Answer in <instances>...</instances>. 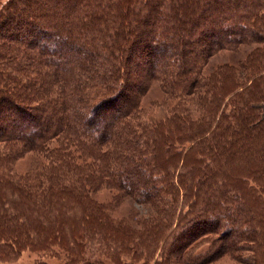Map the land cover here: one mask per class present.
Masks as SVG:
<instances>
[{
	"label": "trees",
	"instance_id": "16d2710c",
	"mask_svg": "<svg viewBox=\"0 0 264 264\" xmlns=\"http://www.w3.org/2000/svg\"><path fill=\"white\" fill-rule=\"evenodd\" d=\"M22 1L0 0V264H264V0Z\"/></svg>",
	"mask_w": 264,
	"mask_h": 264
},
{
	"label": "rangeland",
	"instance_id": "374dc122",
	"mask_svg": "<svg viewBox=\"0 0 264 264\" xmlns=\"http://www.w3.org/2000/svg\"><path fill=\"white\" fill-rule=\"evenodd\" d=\"M24 1L19 2V7L23 6L21 4L24 5ZM38 2L41 0H37ZM43 4V3H42ZM26 5H24L25 7ZM47 7H43L42 9L40 8V10H42L43 12H46ZM47 13V12H46ZM3 29V27L1 28ZM22 42H24V40H21ZM261 46H263V44H261ZM244 49V47L242 48ZM245 52L239 51V52H235V53H230V52H220L217 53L215 56H213L211 58L210 64L209 66H215L218 63L221 62H234L238 59H242L244 56ZM59 61L62 59H58ZM128 70H129V78H131L132 80H134V86L139 87L141 84V75H143L144 70L143 68L141 69L140 66H133V64H129L127 65ZM207 70H209V67H207ZM140 75V76H139ZM23 76H25V74L23 73ZM163 92L161 91V87L158 85V82L154 81L149 83L148 88L146 89V91L141 95L140 97V105L142 107L143 113L144 115H146L147 117H149L148 113H153L154 116L156 115L157 111H156V106L154 104H152L154 102L155 99H159V98H163ZM39 104V103H38ZM263 110H264V105L262 106ZM39 109V108H38ZM37 112V111H36ZM39 114H41V112H38ZM48 115V114H47ZM39 123H41L43 126L47 125V121L46 120H42V122L39 120ZM36 158V155H34V153H28L27 155H25L22 159L17 160L14 163L15 169L16 171L20 172V173H24V172H28L29 169L32 168L33 165H35L34 163V159ZM148 183V181H147ZM132 187H140L141 184H133L131 183ZM151 185V184H149ZM116 193L115 189H110V190H103L100 193L95 194V198L100 201L101 203H107L110 202L112 196ZM183 199V198H182ZM240 199V198H239ZM118 202V212L119 213H126L127 211L130 212L131 210H135L137 212H145L146 207H141V205L134 203V201L131 198H128L126 196H120ZM132 207V208H131ZM241 208H243V206H241ZM151 210V208H150ZM152 214V211L150 212ZM225 221V219H220V221ZM231 220V219H230ZM232 222L234 221V218L232 220ZM223 222H220L219 225H215L214 227H212L214 230H216V232L218 231L220 233L221 230H223L221 224ZM131 226H136V224L134 222H131ZM137 227V226H136ZM228 235V234H227ZM231 234L229 233L228 236H230ZM226 237V236H225ZM224 237V238H225ZM223 237H221L222 240H225ZM204 246V245H203ZM200 247V246H199ZM196 248V251H198L200 248ZM173 250V249H172ZM255 254L251 253V252H240L237 256H235V258L231 255H225V256H221L215 260L209 261V260H205L202 262H192L191 264H256L259 260L258 258V254L261 251L257 250V248L254 249ZM259 251V252H258ZM172 260L171 262L169 261V264H186L184 263L181 258H176ZM99 259L102 261L103 264H112L111 261L104 255L100 254ZM40 263H45V264H63L61 261H55L52 259H49L47 257H38L36 254L31 253L29 251H24L20 254V256L18 257V259L15 261V264H40ZM152 264V262H151Z\"/></svg>",
	"mask_w": 264,
	"mask_h": 264
}]
</instances>
